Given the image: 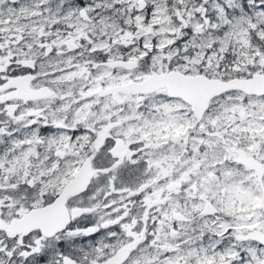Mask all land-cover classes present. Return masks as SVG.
<instances>
[{
  "label": "snow or ice",
  "instance_id": "6c2138e0",
  "mask_svg": "<svg viewBox=\"0 0 264 264\" xmlns=\"http://www.w3.org/2000/svg\"><path fill=\"white\" fill-rule=\"evenodd\" d=\"M0 264H264V0H0Z\"/></svg>",
  "mask_w": 264,
  "mask_h": 264
}]
</instances>
